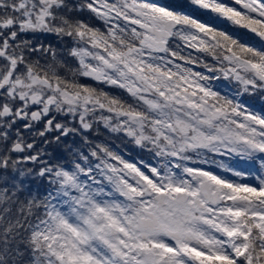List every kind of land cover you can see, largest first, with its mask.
Returning <instances> with one entry per match:
<instances>
[{
    "label": "snow or ice",
    "instance_id": "obj_1",
    "mask_svg": "<svg viewBox=\"0 0 264 264\" xmlns=\"http://www.w3.org/2000/svg\"><path fill=\"white\" fill-rule=\"evenodd\" d=\"M256 94L264 0H0V264H264Z\"/></svg>",
    "mask_w": 264,
    "mask_h": 264
},
{
    "label": "trees",
    "instance_id": "obj_2",
    "mask_svg": "<svg viewBox=\"0 0 264 264\" xmlns=\"http://www.w3.org/2000/svg\"><path fill=\"white\" fill-rule=\"evenodd\" d=\"M160 2H162V3H170V2H174V0H160ZM239 32V31H238ZM240 32H242L243 33V31L242 30H240ZM40 40H42V41H44L45 43H49V42H51V43H53L54 45L56 44V39H55V37H53V36H49V37H47V38H45V37H43V36H41L40 37ZM245 40L247 41V42H249V43H253V44H258L259 43V41L256 39V38H254V37H252L251 35L250 36H247V37H245ZM232 84V88H233V92H235L236 91V86H234V83H231ZM221 86V85H220ZM248 103H249V106L252 108V110H258V111H264V96H262L261 94H256V95H252V96H248ZM258 103H263V106H261L262 108L261 109H259V107H258ZM101 132H102V137H103V139H108L114 146H115V144L116 143H118V142H114L113 143V141L116 139V140H119L118 138H116V137H114V136H112V137H108V135H107V133L103 130V129H101ZM107 136V137H106ZM119 141H121V140H119ZM122 145H123V143H122V141L120 142ZM130 145V144H129ZM121 149L123 150V151H125L124 150V147L123 146H121ZM133 152H135L136 153V157L137 158H139V155H138V149H135V148H133V149H131ZM218 159H221V158H218ZM239 167H241V168H246V169H248L250 166L248 165V164H246V163H241L240 165H239ZM251 171H253V172H255L256 171V169L253 167V168H251L250 169ZM251 179V178H250Z\"/></svg>",
    "mask_w": 264,
    "mask_h": 264
},
{
    "label": "flooded vegetation",
    "instance_id": "obj_3",
    "mask_svg": "<svg viewBox=\"0 0 264 264\" xmlns=\"http://www.w3.org/2000/svg\"><path fill=\"white\" fill-rule=\"evenodd\" d=\"M214 84L218 88H220L222 91L228 92L230 95L234 93L233 92V88H232V84L230 82H228V81H224L222 78H221L220 81H214ZM226 85H227V87H225ZM236 91H237V88H236ZM242 99H244L248 103V95L243 96ZM256 111H258V110H256ZM115 146L118 147V148H121V146H123V145L120 142H118V143L115 144ZM132 153H133V151L130 149V154H132ZM133 158H135V157H133Z\"/></svg>",
    "mask_w": 264,
    "mask_h": 264
},
{
    "label": "rangeland",
    "instance_id": "obj_4",
    "mask_svg": "<svg viewBox=\"0 0 264 264\" xmlns=\"http://www.w3.org/2000/svg\"><path fill=\"white\" fill-rule=\"evenodd\" d=\"M233 30H235V31H239V33L241 34V36L245 39V37H247V36H250L251 34H249V33H247L246 32V30H243V29H233ZM240 30H242L243 31V33L242 32H240ZM88 82H90V81H88ZM261 106H263V103H259V105H258V107H259V109H261L262 107ZM108 135V134H107ZM107 137V136H106ZM109 137V136H108ZM101 138L103 139V137L101 136ZM120 140V139H119ZM119 140H114L113 141V143L114 142H121V141H119ZM123 146H124V152L127 154V155H131L132 157H135V159H140L141 157H140V155H139V158H137L136 157V153L135 152H133L132 154H130V149H133L134 148V146H132V145H126V143H123ZM121 149V148H120ZM139 152V151H138ZM217 159L218 158H220V157H216ZM144 159H147V156H144Z\"/></svg>",
    "mask_w": 264,
    "mask_h": 264
}]
</instances>
